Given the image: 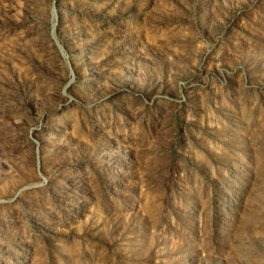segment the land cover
<instances>
[{
    "label": "rangeland",
    "instance_id": "rangeland-1",
    "mask_svg": "<svg viewBox=\"0 0 264 264\" xmlns=\"http://www.w3.org/2000/svg\"><path fill=\"white\" fill-rule=\"evenodd\" d=\"M0 264H264V0H0Z\"/></svg>",
    "mask_w": 264,
    "mask_h": 264
}]
</instances>
